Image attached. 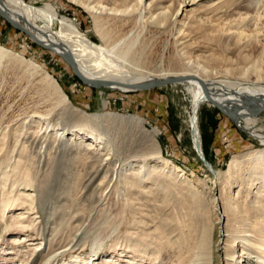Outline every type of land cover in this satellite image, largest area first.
Wrapping results in <instances>:
<instances>
[{
	"label": "bare ground",
	"instance_id": "bare-ground-1",
	"mask_svg": "<svg viewBox=\"0 0 264 264\" xmlns=\"http://www.w3.org/2000/svg\"><path fill=\"white\" fill-rule=\"evenodd\" d=\"M2 1L13 6L16 10L9 9ZM67 1L79 6L90 16L100 43L93 42L67 17H59L57 10L50 3L41 7H32L27 6L22 0H0V7L13 20L25 23L43 44L59 45L55 47V51L44 49L59 57H61L62 51L68 52L79 73L93 79L112 82L108 86H86L113 88L121 91L139 90L130 85L138 86L153 81V79L139 76L144 73L149 75L147 67L140 65L136 66L137 68H130L124 65V60L144 62L149 56L157 54L153 52V48L163 40L168 42L170 40L174 45L180 42L184 45L183 49L186 47V42L190 40L193 42L198 38L203 39L206 43H214L219 46L227 44L232 39L239 43L244 38V27L248 25L246 21L257 20V17L262 15L258 9L264 7V0ZM186 1L190 4L188 7L184 5ZM35 3L39 4L34 2V6L41 5H35ZM251 13L254 15L253 17L249 16ZM35 15L44 19L43 27H39L33 22ZM55 20L59 21L61 28L58 35H52L49 31ZM189 34H194V37ZM201 48L206 47L197 46L198 51L202 50ZM186 53V50L181 53L183 60L187 59ZM261 54H264V47L261 49ZM158 55L160 57L159 53ZM103 57L120 62L121 69L117 73L108 72L100 62ZM2 64L23 66L28 75L40 79L46 92L53 95L57 105L62 107L48 108L36 118L34 115L27 116L21 125L13 128L20 132L18 137H22L23 141L17 142L13 147L12 152L17 148L16 156H14L16 158L12 164H8L10 171L3 172L0 178V188L3 189L0 193V220L6 221V225L9 224L8 221H12V226H16L20 231L34 226L41 235L44 234V231L50 233V240L41 242L32 251L31 257L40 249L33 262L40 257L41 260L45 258L44 262H41L42 264H53L59 253L54 254L50 248L52 244L50 237L51 234H55L56 227L49 228L51 224L49 218L54 216V212L52 211L53 214L48 213L43 221L35 217L37 214L34 213V209L39 207L42 212L47 209L46 196L44 195L46 188L42 192L39 190L35 193L31 169L44 167L45 172L49 174L52 169H59V164L55 162L59 154H67L70 161H73L76 158L74 155L82 151L92 158H96L95 161L100 164L99 167L84 176H81L80 173L74 176L75 173L68 172L76 183L80 185L82 182L83 190H89L101 174V179H106L107 174L110 175L106 182L108 183L106 188L112 186L113 181H118L130 189L135 186V182L128 179L130 171L139 180L155 173H164L162 175L169 181L168 188H173L175 191V193L173 192L175 197L174 200L172 197V200L176 211L178 210L173 226L177 237L172 241L182 249L178 264H213L214 253L220 240L214 241L213 239V230L216 224L211 220L207 202L201 193L195 190L186 173L172 161L163 158L158 142L160 133L157 128L146 129L143 120L135 115L124 116L104 111L90 114L72 106L57 81L45 69L31 59H26L22 55L0 46V65ZM193 67L187 64L182 72L162 73L155 79L177 76L188 78L179 84L191 96L189 130L192 136V145L203 165H207V168L212 170L204 154L197 117L198 108L207 104L208 101L203 96L200 83L192 77H199L205 82L213 99L228 108L241 105L243 99L264 101V80L258 75L254 82L243 79L237 82L225 80L216 83L215 80L208 78V71L199 63L196 62ZM213 84L216 85L213 86ZM104 107L105 103L102 110L105 109ZM52 120H55L56 123L52 124ZM73 121L88 129H72L70 128L73 127L72 124L70 126L63 124L62 128L59 125L63 122L74 123ZM231 121L247 136L248 144L252 143L257 147L243 153L231 154L226 163V169L221 170L217 175L219 196L213 206L218 212V224L221 220L225 221L226 234L222 240V251L226 256L225 264H264V111L251 114L246 110H241ZM55 126H59V128ZM110 127H114L115 129L111 128V130L113 129V133L118 135L111 137ZM95 129L101 130L102 133L96 132ZM135 129L141 137L138 133L134 134ZM6 135V131L0 133V152L5 145ZM114 143L120 147L115 155L119 162H122L123 158L126 160L146 154L149 157L141 163H136L135 166L126 163L120 169L111 170L107 165H110L112 160L109 162L107 156L115 148ZM53 149L56 150L54 152L57 156L52 154ZM25 152L28 155L22 157ZM22 160L25 165L24 172L18 175L17 169ZM7 184L8 188L4 190ZM20 186L23 193L31 192L26 195L15 193ZM46 194L48 193L46 192ZM19 199L22 201L20 205L26 207L15 214L16 211L13 209L19 205L17 204ZM9 213L10 216H8ZM14 241L20 242L15 237ZM41 244L43 245L41 246ZM235 247L239 251L238 256L235 253ZM80 261L84 263L83 260ZM28 262L23 264H28ZM77 262V260L73 261L74 264ZM105 262L109 263L107 260ZM110 263L113 264V262ZM31 264L33 263L31 262Z\"/></svg>",
	"mask_w": 264,
	"mask_h": 264
},
{
	"label": "rangeland",
	"instance_id": "rangeland-1",
	"mask_svg": "<svg viewBox=\"0 0 264 264\" xmlns=\"http://www.w3.org/2000/svg\"><path fill=\"white\" fill-rule=\"evenodd\" d=\"M22 1L32 7L52 4L59 17H67L93 42L100 43L90 16L79 6L67 0ZM2 2L9 9L16 10L8 3ZM34 2L41 5L34 6ZM184 5L188 7L190 4L186 1ZM258 12L262 14L261 18L257 17V20L251 22L246 21L248 25L244 27V38L239 43L232 39L233 41L229 40L227 44L219 46L198 38L196 41L186 42V47L183 49L182 43L174 45L168 39L169 42L163 40L157 43L153 48V52L157 54L149 56L144 62L124 60V65L130 68H137L136 66L140 65L147 67L149 75L144 73L139 76L153 79V81L161 80L162 78H155L162 73L182 72L187 64L194 68L193 65L196 62L208 71V78L215 80L216 83L225 80L237 82L243 79L254 82L258 75L264 80V54H261V49L264 47V7L258 9ZM249 16L254 15L251 13ZM19 22L22 23V21ZM33 22L39 27L45 25L44 19L38 15H35ZM28 29L30 30L29 27ZM60 30L59 21L55 20L49 31L52 35H58ZM189 35L194 37V34ZM198 45L207 49L201 48L202 50L198 51ZM0 46L26 59H31L45 69L57 81L72 106L90 114L104 111L124 116L135 115L143 120L146 129L157 128L160 133L158 142L163 158L181 168L195 190L201 193L207 202L211 220L216 224L213 239L220 240L212 262L225 264L226 256L222 251V240L226 234L225 221L221 220V224H218V212L213 206L219 196L217 175L221 170L226 169V163L231 154L243 153L257 147L252 143L248 144L247 136L234 125L230 118L209 102L198 108V128L202 135L206 159L212 167L210 170L207 165H203L193 148L189 130L191 96L183 90L181 84L147 91L91 88L82 84L74 76L71 68L61 57L33 43L28 36L12 28L1 16ZM184 50L187 51L185 60L181 58ZM100 62L110 73H117L121 69L120 62H115L108 57L101 58ZM104 103L105 109L102 110ZM48 108L62 107L57 105L53 95L46 92L38 77L28 75L23 66L0 65V133L4 131L7 133L5 145L0 152V178L3 172L10 171L8 164H12L16 158L14 156H16L17 148L12 152L13 147L17 142L23 141L22 137H18L20 132L14 129L21 125L27 116L34 115L36 118ZM51 122L56 123L55 120ZM63 124L65 126L72 124L73 127H70L72 129H88L77 122L60 123L61 128ZM55 127L59 128V126ZM111 128H115L110 127L112 137L117 133L114 134ZM95 131L102 133L99 129ZM133 132L135 135L136 133L140 135L136 129ZM119 148L115 144V148L107 156L109 162L112 160L110 165H107L111 170L120 169L126 163L135 166L136 163H141L149 157L146 154L126 160L123 158L122 162H119L115 156ZM54 151L56 152L53 149L52 154L57 156ZM26 155L28 154L25 152L22 157ZM66 155L59 154L60 157H55L57 159L55 162L60 167L57 170L52 169L49 174L45 172L44 167L31 169L34 177L33 189L37 193L46 188L43 193L46 196L47 205L46 211L42 212L38 207L34 209L35 212H32L37 214L35 217H38L40 221H43L48 213L54 212V216L49 218L52 226L49 225V228L56 227L55 234H51L50 237L52 240L50 248L54 254H59L53 264H74L75 260L78 261L76 264H84L88 260L86 264H109L110 262L113 264H178L182 249L177 243L172 242L177 237L173 226L178 210L176 211L173 201L175 191L173 188H168L169 181L162 175L164 173H155L139 180L130 171L128 179L135 182V186L130 189L118 181H113V185L106 188L110 175L107 174L106 179H101V174L89 190H83L82 182L80 185L76 183L68 172L75 173L74 176L78 173L84 176L100 164L95 161L96 158L82 151L74 155L76 158L73 161H70ZM24 166V160H22L17 169L18 175L24 172ZM183 186L185 187L186 184L184 183ZM7 188L8 184L4 190ZM2 190L0 188V193ZM21 190L20 186L15 193L26 195L31 192L27 191L25 194ZM20 200L17 202L19 205L13 209L16 211L15 214L26 207L20 205L22 203ZM10 215L9 213L8 216ZM8 222L11 224L6 225V221L0 220V264H23L28 261V264L31 262L42 264L45 258L41 260L39 257L33 262L40 249L32 257L31 254L41 242L49 239L50 233L44 231L41 235L34 226L20 231L16 226H12V221ZM14 237L20 242H15ZM235 253L239 255L236 247Z\"/></svg>",
	"mask_w": 264,
	"mask_h": 264
},
{
	"label": "water",
	"instance_id": "water-1",
	"mask_svg": "<svg viewBox=\"0 0 264 264\" xmlns=\"http://www.w3.org/2000/svg\"><path fill=\"white\" fill-rule=\"evenodd\" d=\"M35 5H39L35 3ZM0 16L12 27H14L16 30L24 33L26 36H28L36 45L47 48L51 51H55V47L59 45H45L43 44L37 36H35L29 29L26 27L27 25L24 23H20L17 20H13L7 13L6 11L0 7ZM60 56L63 58V60L70 66V68L73 71L74 76L82 83L85 85H91L95 87H100V86H108L112 82L108 80H101V79H93L87 76L82 75L79 73L77 70L72 58L66 51H62ZM192 77V76H191ZM194 80H197L200 85H201V90L203 92V96L206 98V100L211 103L215 108H217L222 114L227 116L228 118L232 119L236 115L239 114L241 110H246L248 113L251 114H258L259 112L264 111V101L259 102L257 99H243L241 102V105L235 106L233 108H228L226 107L223 103H218L216 102L213 97L211 96L208 86L205 82H203L199 77H192ZM188 78L184 77H168L164 78L161 80H155L146 84L142 85H130L132 88H136L139 90L147 91V90H152L156 88H161L167 85H176L181 82L186 81Z\"/></svg>",
	"mask_w": 264,
	"mask_h": 264
},
{
	"label": "trees",
	"instance_id": "trees-1",
	"mask_svg": "<svg viewBox=\"0 0 264 264\" xmlns=\"http://www.w3.org/2000/svg\"><path fill=\"white\" fill-rule=\"evenodd\" d=\"M205 154V153H204ZM205 157H206V155H205Z\"/></svg>",
	"mask_w": 264,
	"mask_h": 264
}]
</instances>
